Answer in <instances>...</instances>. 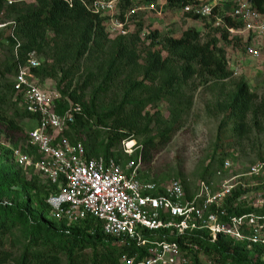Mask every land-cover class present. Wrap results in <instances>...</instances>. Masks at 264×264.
I'll use <instances>...</instances> for the list:
<instances>
[{"label":"trees","instance_id":"obj_1","mask_svg":"<svg viewBox=\"0 0 264 264\" xmlns=\"http://www.w3.org/2000/svg\"><path fill=\"white\" fill-rule=\"evenodd\" d=\"M92 1L37 0L36 7L23 11L17 4L5 6V0H0V19L4 17L1 12L3 15L6 12L15 13L8 26L9 34L6 38L10 55L0 68V123L12 133H22L23 128L6 117L4 106L11 94L22 106L21 97L13 86L18 64H24L32 53L46 54L60 72L59 83L68 79L66 90L61 89L60 96L55 99L56 111L62 113L75 104L81 108L80 113L74 114V121L66 126L62 134L64 133L71 143H82L88 156L104 158L113 156L112 148L122 141L145 135L140 153L141 158L146 160L148 151L156 143L154 137L147 136L150 118L148 120L147 113L142 117L141 111L159 101L172 102L179 107L182 99H190L185 97L183 88L192 77H201L203 83L225 79L229 71L224 50L217 47L216 38L211 37L201 43L202 33L187 29L180 37H163L160 42L161 49L153 51L149 48L145 52L144 63L139 64L141 53L137 51L136 42L139 40L138 32L143 28L142 24L138 23L134 33L129 36L119 35L111 41L104 24L107 16L92 13L86 8ZM133 1L135 0H118L117 16L120 19H124V13L132 7ZM247 1L264 16V0ZM165 2V9H182L184 5L192 3V0ZM184 13L192 19L201 18L193 13ZM218 15L222 16L229 27L240 25L239 21L229 16L220 13ZM211 20L213 23L214 18ZM213 30L221 32L222 39L227 40L229 33L222 26H215ZM11 35L19 41V46H16V41ZM158 36L157 30H151L145 38L150 40V45L153 46L157 43ZM235 37L238 41L242 40L239 36ZM162 51L165 52L164 56ZM102 54H108V58L101 67V80L90 100L85 103L73 94L77 90L87 89L91 82V73L67 93L74 73L81 68V62ZM43 63L45 65L47 62ZM43 65L39 64L31 69L35 80L44 76ZM138 71L141 73L140 80L132 78V74ZM122 75L126 79L122 100L116 106L98 113L95 105L97 97L109 91ZM8 76L12 77V81L8 80ZM155 82L154 89H150ZM136 92L148 95L141 98L135 96ZM66 96L72 97L74 102L68 104ZM224 109V121H234L236 133L242 132L249 112H253L256 118L257 108L253 106L252 95L243 80L237 83ZM23 111L25 117L36 121L34 114L26 112L24 108ZM141 119L145 120L143 124ZM175 128L172 124L158 135L162 143L168 141ZM80 129H83L84 140ZM102 130L105 131L106 142L103 150L98 153L96 141ZM29 148L34 151L32 147ZM3 155L4 161L0 163V264H121L122 256L133 258L135 263L146 255L144 247L137 246L133 240L103 233L100 224L89 218L75 223L51 218L47 199L59 190L57 185L51 184L39 174L25 177L22 169L17 164L13 165L12 151L4 149ZM36 158H39V155ZM121 159L120 156L117 158L123 162ZM222 162L223 159L218 158L214 167H205L204 180L210 179ZM182 185L187 191L191 189L183 183ZM10 190L19 191V197L3 201ZM246 210L251 209H236L235 212ZM143 236L149 240L164 237L176 241L183 248L188 243L198 245L202 255L208 257L209 262L196 255L193 264H264V260L260 258L262 249L249 247L247 243L236 242L222 235L215 241L196 234L168 235L158 231H145ZM254 252L255 257H252Z\"/></svg>","mask_w":264,"mask_h":264},{"label":"built area","instance_id":"obj_2","mask_svg":"<svg viewBox=\"0 0 264 264\" xmlns=\"http://www.w3.org/2000/svg\"><path fill=\"white\" fill-rule=\"evenodd\" d=\"M117 2L93 0L86 8L92 13L110 14L117 10ZM147 8L155 7L150 3ZM182 11L213 17L214 26H222L234 36L243 35L244 52L249 58L259 57L255 42L264 41V16L247 0H192ZM219 13L240 25L229 27ZM112 24L120 26L116 19ZM14 40L19 46V41ZM39 64L33 55L24 64L19 63L13 85L24 110L36 116L35 127L27 133V144L39 158L32 160L18 149L12 153L16 163L31 165L57 185L59 190L47 199L51 218L68 223L89 218L100 224L103 233L144 247L146 255L140 261L134 263L133 258L122 256L121 264H193L196 255L209 262L196 244L188 243L183 248L164 237L149 240L143 236L145 231L196 234L210 241L222 235L262 249L260 258L264 260V159L239 171L228 159L223 160L210 179L200 180L187 191L179 180L158 184L141 178L140 156L126 163L112 157L88 156L82 143L60 138L74 121V114L80 113V106L70 105L62 113L56 111L58 97L43 90L31 73ZM131 143L121 142L127 155L133 151ZM236 209L251 210L236 213Z\"/></svg>","mask_w":264,"mask_h":264},{"label":"rangeland","instance_id":"obj_3","mask_svg":"<svg viewBox=\"0 0 264 264\" xmlns=\"http://www.w3.org/2000/svg\"><path fill=\"white\" fill-rule=\"evenodd\" d=\"M118 3V2H117ZM153 3L154 9H148L147 5ZM165 0H135L130 9L125 11L124 19H120L118 6L113 13H104L107 18L104 20L108 38L112 41L117 36H129L134 33L137 24L141 23L143 28L138 32V41L136 42L137 51L141 53L139 64L144 63L145 52L150 50L157 51L161 49L160 42L163 37H180L184 30L195 29L202 33L200 42L214 37L217 39V47L224 50L229 75L222 80H211L203 83L201 77H192L188 84L183 88L185 97L182 99L179 107L172 102L159 101L156 104L146 106L141 111V116L149 120L147 136L154 137L155 146L148 151L146 160L141 158V149L145 135L139 136L132 141L133 151L130 155L123 152L121 143L112 148L114 154L112 158H122L123 163L137 160L140 156L141 164L139 167V176L144 179L153 180L158 184H167L170 180H179L189 188L195 185L203 178L204 169L207 166L214 167L218 158L229 160L236 170H244L258 160L264 159V41H256V47L260 51L258 58H249L244 52V43L237 37L229 34L227 40H223L221 32L214 31V24L211 17H201L192 19L180 8L165 9ZM18 5L23 11L33 9L37 6V0H5V6ZM15 13H7L0 19V68L3 62L9 57L10 51L7 42L8 26L12 21ZM112 18V21H111ZM116 19L120 26L112 24ZM210 27H206L207 25ZM151 30H157L159 33L156 44L151 46L150 40L145 36ZM49 34V38H50ZM239 38V37H238ZM243 38V35H242ZM159 42V43H158ZM109 46V43H108ZM48 53V52H47ZM161 54L164 56L165 52ZM42 66L44 61L45 74L37 77V84L45 91L51 93V96H60V90H66L68 79L59 83L60 72L57 67L53 66L50 56L46 54L32 53ZM51 55V54H50ZM108 54L95 55L89 60L81 62V68L74 73L71 84L67 89L70 93L75 85L85 80L91 73V82L84 91L77 90L74 97L81 98L87 103L91 94L98 86L101 80V67H103ZM124 75L114 82L113 87L104 95H99L95 101L96 110L102 113L116 106L124 96L126 79ZM132 78L141 79V73L135 72ZM12 81V77L8 76ZM243 80L249 88L252 95L253 106L257 108L256 118L253 112H249L243 123L241 133L234 131V121H224L225 105L228 103L235 87L239 81ZM147 85V81L145 82ZM149 86V85H148ZM154 89L156 82L152 84ZM148 94L135 93L137 97H147ZM9 96V94H8ZM10 101L4 106L5 115L8 119L14 120L23 128L22 133H12L6 130L4 124L0 123V163L4 161L3 151L18 149L22 154H26L34 160L38 154L32 152L27 144V133L36 125L34 119L24 116L23 107L16 102L14 96L10 95ZM68 104H72L74 99L70 96L65 97ZM145 122L141 119V123ZM174 125L173 130L167 142L162 143L158 135L165 127ZM86 129V128H83ZM83 129L80 131L83 133ZM64 134V133H63ZM60 138L68 139L64 134ZM83 140L85 135L83 133ZM106 142L105 131L102 130L97 138L98 153L103 150ZM138 146V148H136ZM13 165L17 164L22 169L25 177L29 178L38 175L37 171L28 164L19 165L13 157ZM117 157V158H116ZM17 166V167H18ZM44 179V178H43ZM20 192L10 190L6 193L3 201L15 200L19 197ZM16 254L18 251H14ZM205 259L206 256H204ZM255 257V252L252 254ZM209 260V259H208ZM212 264V263H210Z\"/></svg>","mask_w":264,"mask_h":264}]
</instances>
